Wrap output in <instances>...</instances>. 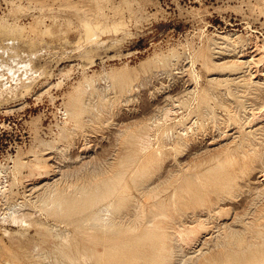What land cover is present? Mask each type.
<instances>
[{
  "label": "rangeland",
  "instance_id": "obj_1",
  "mask_svg": "<svg viewBox=\"0 0 264 264\" xmlns=\"http://www.w3.org/2000/svg\"><path fill=\"white\" fill-rule=\"evenodd\" d=\"M0 25L25 35L0 40V264H118L159 223L169 264H264V0H0ZM238 146L260 163L232 179Z\"/></svg>",
  "mask_w": 264,
  "mask_h": 264
},
{
  "label": "bare ground",
  "instance_id": "obj_2",
  "mask_svg": "<svg viewBox=\"0 0 264 264\" xmlns=\"http://www.w3.org/2000/svg\"><path fill=\"white\" fill-rule=\"evenodd\" d=\"M87 26V25H86ZM85 26V27H86ZM95 27V26H94ZM98 28V27H97ZM91 29H92V27L90 26V27H88L87 26V32H88V34H90V33H93L92 31H91ZM95 29H96V27H95ZM94 30V29H93ZM96 31L94 30V33H95ZM46 33V32H45ZM43 34V33H42ZM96 34V33H95ZM87 35V34H86ZM9 36H11V37H13L12 39L13 40H18V41H23L24 39H25V35H24V33H23V29H20V28H11L10 27V25L9 26H3V25H0V40L1 39H4L5 37L7 38V37H9ZM90 37V35H87V37ZM91 37H92V34H91ZM93 37H94V34H93ZM5 38V39H6ZM15 38V39H14ZM11 39V38H10ZM7 40H9V39H7ZM15 40V41H16ZM4 41V40H3ZM34 42V41H33ZM1 44V43H0ZM2 44H4V43H2ZM2 44H1V46H2ZM29 44H31V47H32V45L34 44V43H32L31 41H29ZM4 46H5V44H4ZM36 46V45H35ZM7 48V47H6ZM92 48V47H91ZM18 49V48H17ZM31 49V48H30ZM34 49V48H33ZM92 50V49H91ZM88 52V51H87ZM91 53H92V51H91ZM89 54V53H88ZM89 57V56H88ZM47 72V71H46ZM250 78V77H249ZM248 78V79H249ZM257 81V80H256ZM264 82V81H263ZM248 91V90H247ZM5 100V99H4ZM223 101V100H222ZM74 103H76V102H74ZM76 106H78V104L76 105ZM79 107V106H78ZM262 109V108H261ZM260 110V109H259ZM262 110H264V109H262ZM169 110H167V112H168ZM74 112H75V110H74ZM253 118V117H252ZM254 120V119H253ZM252 121V120H251ZM253 123V122H252ZM254 126H255V124H254ZM253 126V127H254ZM241 133V132H240ZM237 134V133H236ZM241 136V135H240ZM235 139H236V137H235ZM234 139V140H235ZM186 140H189V138L188 139H186ZM234 140H232L233 142H235ZM243 140V139H242ZM185 141V140H184ZM222 141V140H221ZM246 141H247V138H246ZM146 142V141H145ZM178 142V141H177ZM181 142V141H180ZM264 142V141H263ZM186 143V142H185ZM241 143H242V141H241ZM175 144V143H174ZM189 144V143H188ZM178 145V144H177ZM180 145V144H179ZM190 145V144H189ZM181 146H183L182 144H181ZM248 146V145H247ZM169 147V146H168ZM184 147V146H183ZM174 148V147H173ZM172 148V149H173ZM225 149H226V147H224ZM261 148H263V146L261 147ZM241 147L240 146H238L236 149H235V151H232V153H227V151H226V156H225V159H226V161L227 160H230V158H232V160L233 161H235V162H237V164H238V166H237V164H235V166H234V170L232 171V172H230V176H229V178H236V177H240V176H245V175H247V173L250 171V170H252V169H254L256 166H257V164H258V162L260 163V161H259V159H258V157H259V155H258V157H257V155H255V154H252L251 156H248V154H246V152L245 151H241ZM231 150V149H230ZM248 150V149H247ZM223 151V150H222ZM251 151V150H250ZM250 151H248V152H250ZM221 152V151H220ZM224 152V151H223ZM229 152H231V151H229ZM252 152V151H251ZM250 152V153H251ZM260 152V151H259ZM243 154V156H242V158L240 157V154ZM198 154V153H197ZM258 154V153H257ZM260 154V153H259ZM161 156H162V154H160ZM261 155V154H260ZM158 156V155H157ZM262 156H264V155H262ZM218 157V156H217ZM222 157V156H221ZM220 157V158H221ZM152 158H153V156H152ZM188 158V157H187ZM150 159V158H149ZM161 159V158H160ZM215 159H217L216 157H215ZM153 160V159H152ZM190 160V159H189ZM219 160V159H218ZM146 161H147V159H146ZM162 161V160H161ZM202 161V160H201ZM149 162V166H150V160L148 161ZM159 162V161H158ZM195 162V161H194ZM197 162H200L199 160H197ZM155 163V162H154ZM187 163V162H186ZM264 163V162H263ZM152 164H153V161H152ZM157 164V163H156ZM192 164H197V163H192ZM199 164V163H198ZM223 164V163H222ZM221 164V165H222ZM227 164H228V162H227ZM158 165V164H157ZM259 165V164H258ZM264 165V164H263ZM143 166V165H142ZM145 166H146V164H145ZM193 166V165H192ZM262 166V165H261ZM260 166V167H261ZM141 167V166H140ZM153 167H155L154 165H153ZM194 167V166H193ZM200 167H201V165H200ZM142 168V167H141ZM188 168V167H187ZM186 168V169H187ZM199 168V167H198ZM197 168V169H198ZM256 168H258V167H256ZM148 169H151V168H148ZM189 169V168H188ZM138 170V169H137ZM153 170V169H152ZM156 170H157V167H156ZM192 170H193V168H192ZM139 171V170H138ZM186 171H188V170H186ZM150 172H151V170H150ZM150 172L148 173V175L150 174ZM197 172V171H196ZM136 173V172H135ZM251 173V172H250ZM142 174L143 175H146L147 174V171H144V172H142ZM141 174V175H142ZM152 174H153V172H152ZM147 175V176H148ZM262 175V174H261ZM146 177V176H145ZM140 178V177H139ZM160 179V178H159ZM162 180V179H161ZM5 182V181H4ZM145 182V181H144ZM162 183V182H161ZM6 184V183H5ZM5 184L3 183V181L2 182H0V194H1V196L3 197V194H4V190H5V188L7 189V187H5ZM232 184V183H231ZM8 185V184H7ZM139 185H141V183L139 184ZM161 186V185H160ZM87 188V187H86ZM158 188V187H157ZM157 188H155V190H157ZM160 188V187H159ZM217 188V187H216ZM90 189V188H89ZM147 189V188H146ZM150 189V188H149ZM87 190V189H86ZM216 190V189H215ZM82 191H83V189H82ZM91 191V190H90ZM145 191H147V190H145ZM149 191H151V190H149ZM153 191H154V189H153ZM83 192H85V189H84V191ZM81 193V192H80ZM146 193V192H145ZM151 193V192H150ZM57 194V193H56ZM152 194V193H151ZM151 194H149V195H151ZM155 194V193H154ZM153 194V195H154ZM57 196H59V194L57 195ZM57 196H55V198L57 197ZM149 197V196H148ZM59 198H60V196H59ZM68 198V197H67ZM66 197H65V199H67ZM57 199H58V197H57ZM61 199V198H60ZM64 198H62V202L63 201H66L65 199L63 200ZM54 200V199H53ZM59 200V199H58ZM68 200V199H67ZM80 200V199H79ZM50 201V200H49ZM56 201V200H55ZM69 202H71L70 201V199L68 200ZM68 201H67V203H68ZM77 201V200H76ZM76 201H74V202H76ZM57 202V201H56ZM55 202V203H56ZM62 202H61V204H62ZM133 202V201H132ZM164 202V201H163ZM58 203H60V200L58 201ZM66 203V204H67ZM158 204V203H157ZM163 204V203H162ZM63 205L64 204H62L61 206L63 207ZM68 206L69 205H71V204H67ZM72 205L74 206V204L72 203ZM71 205V206H72ZM112 206H113V204H111ZM129 205V204H128ZM127 205V206H128ZM132 205L134 206V204L132 203ZM56 205H54V207H55ZM60 206V207H61ZM67 206V207H68ZM131 206V205H130ZM140 206V205H139ZM157 206V205H156ZM58 207H59V205H58ZM123 207V206H122ZM163 207V206H162ZM56 208V207H55ZM64 208V207H63ZM132 208V207H131ZM62 209V208H61ZM65 210L67 209V208H64ZM69 209V208H68ZM67 209V210H68ZM73 209V208H72ZM115 209V208H114ZM129 209H130V207H129ZM129 209L127 210L126 208H125V210H127V211H129ZM51 210V209H50ZM59 210V209H58ZM58 210H57V212H58ZM66 210V211H67ZM70 210V209H69ZM69 210H68V212H69ZM101 210V209H100ZM108 210V209H107ZM132 210V209H131ZM130 210V211H131ZM195 210V209H194ZM66 211H62L63 212V214L64 215H67V213L68 212H66ZM102 211V210H101ZM100 211V212H101ZM106 211V210H105ZM126 211V212H127ZM129 211V212H130ZM64 212H66V214L64 213ZM158 212V211H157ZM99 213V212H98ZM109 212L107 211V214H108ZM116 213H118V212H116ZM115 213V214H116ZM120 213V212H119ZM135 213V212H134ZM49 214H51V212L49 213ZM104 215H105V212L103 213ZM113 214H114V212H113ZM112 214V215H113ZM114 214V215H115ZM157 214V213H156ZM161 214H165L164 212H162V213H158V215H161ZM58 215V214H57ZM59 215H60V213H59ZM62 215V214H61ZM72 215V214H71ZM95 215H96V213H95ZM113 215V216H114ZM123 215V214H122ZM56 216V215H55ZM96 216H98V214L96 215ZM109 216H110V213H109ZM57 217H59V216H57ZM62 217H64L63 215H62ZM67 217V216H66ZM65 217V218H66ZM70 217V216H69ZM93 217H94V215H93ZM117 217V216H116ZM138 217V216H137ZM11 218L13 219L12 221H16L15 223H17L18 221H24V217H23V219L20 217V215L19 216H17L16 214H13L12 216H11ZM102 218V217H101ZM111 218V217H110ZM110 218H106V215H105V220L107 219V222H108V219H110ZM132 218H133V215H132ZM173 218V217H172ZM38 219V221H39V218H37ZM94 219H95V217H94ZM99 219V218H98ZM98 219H97V221H98ZM112 219H114V218H112ZM137 219V218H136ZM136 219H134V220H136ZM111 220V219H110ZM140 220V219H139ZM141 220H143V219H141ZM174 220V219H173ZM172 220V221H173ZM177 220V219H176ZM41 221V223L42 224H44L45 223V221H44V223L42 222L43 220H40ZM47 221V220H46ZM97 221H95V222H97ZM100 221V220H99ZM131 221H133V220H131ZM138 221V220H137ZM26 222H27V219H26ZM48 222V221H47ZM46 222V223H47ZM101 222H104V221H102L101 220ZM19 223V222H18ZM38 223V222H37ZM99 223V222H98ZM111 223V222H110ZM140 223V222H139ZM22 224V223H21ZM40 224V223H39ZM105 224V223H104ZM107 224V223H106ZM109 224V223H108ZM177 224V222L175 221V225ZM202 223H200V226H199V228H202V225H201ZM38 225V224H37ZM47 225V224H46ZM50 224H48L47 226H49ZM110 225H113L112 223L110 224ZM115 225H117V224H115ZM118 225H120L121 226V224H119L118 223ZM179 225V224H178ZM45 226V225H44ZM56 226V225H55ZM54 226V227H55ZM119 226V227H120ZM157 226H158V229L160 230V234H158V233H156V236H158V238H160L161 239V243H160V245H161V247L158 245V246H153V247H151L153 250L151 251V250H148V252L147 253H143L142 251H139L140 252V255H139V252H130V251H128V252H123V253H121V252H118L116 249H114V247L115 246H111V248H112V254H110V257H111V255L112 256H114V257H118L119 259H120V261L118 262V264H169V260H168V257L169 256H167V254L166 253H168V252H166V253H164V250H166L167 251V248L165 249H163L162 248V243H163V239H165V237H166V233H168L165 229H167V228H165L164 227V225H163V223H159V224H157ZM57 227V226H56ZM55 227V228H56ZM41 228V227H40ZM53 228V227H52ZM54 228V229H55ZM105 228H107V227H105ZM133 228V227H132ZM157 228V227H156ZM173 228H174V226H173ZM101 229H102V226H101ZM110 229H112L111 227H110ZM115 229V228H114ZM120 229H121V227H120ZM123 229V228H122ZM171 229H172V227H171ZM170 229V230H171ZM43 230V229H42ZM105 230V229H104ZM116 230V229H115ZM126 230V229H125ZM130 230V229H129ZM132 230V229H131ZM162 230H164L165 231V233L163 232H161ZM169 230V229H168ZM56 231V230H55ZM109 231V230H108ZM134 231V230H133ZM178 231V230H177ZM111 232H112V230H111ZM131 232V231H130ZM114 233H116V232H114ZM162 233V234H161ZM178 233V232H177ZM197 233H199V231H198V229H192L190 232H189V234H197ZM45 234V233H44ZM57 235V234H56ZM55 235V236H56ZM58 235H59V233H58ZM116 235V234H115ZM62 236V235H61ZM61 236H59L60 238H61ZM154 237H155V234H154ZM169 237V236H168ZM15 238V237H14ZM17 238V237H16ZM67 238H68V236H67ZM153 238V235H151L150 236V239H152ZM18 239V238H17ZM43 239V238H42ZM45 239V238H44ZM57 239V238H56ZM69 239V238H68ZM50 241L52 240V239H49ZM48 240V241H49ZM65 240H67L66 239V237H65ZM152 240H154V239H152ZM19 241V240H18ZM54 241H55V239H54ZM57 242V241H56ZM65 243H67V241H64ZM69 242V241H68ZM167 242H169V241H167ZM74 243V242H73ZM155 243H157V241L155 242ZM225 243V242H224ZM250 243V242H249ZM248 243V244H249ZM72 244V243H71ZM166 244V243H165ZM74 245V244H73ZM73 245H71V247L73 248V247H75V246H73ZM77 245V247H78V245L79 244H76ZM252 245V244H251ZM254 245V244H253ZM252 245V246H253ZM258 245H260L261 246V244H258ZM257 245V246H258ZM38 246V245H37ZM60 246V245H59ZM59 246H57V247H59ZM123 246H125L126 248H129V250H130V247H131V242H126ZM251 246V247H252ZM256 246V245H255ZM68 247V245L66 246V248ZM170 247V246H169ZM250 247H248V249H249ZM253 248V247H252ZM71 249V248H70ZM75 250H76V247L74 248ZM91 249V248H90ZM245 249V248H244ZM64 250V249H63ZM74 250V251H75ZM78 250H79V247H78ZM86 250V249H85ZM170 250V249H169ZM172 250V249H171ZM171 250H170V252H171ZM250 250V249H249ZM58 251V250H57ZM80 251H81V249H80ZM79 251V252H80ZM91 251V250H90ZM244 252V250H238V252L240 253H243ZM247 251V250H246ZM73 252V251H72ZM82 252V251H81ZM237 252V253H238ZM86 253V252H85ZM96 253L97 252H95L94 254L92 253L91 254V252H90V254L91 255H95L96 256ZM163 253H164V256H163ZM172 253V252H171ZM62 254H63V252H62ZM74 254V253H73ZM78 254V253H77ZM77 254H75V255H77ZM87 254H88V252H87ZM169 254V253H168ZM67 255V254H66ZM81 254H79V256H80ZM37 256H39V255H37ZM78 256V255H77ZM173 256V255H172ZM40 257V256H39ZM59 257H61V256H59ZM67 257H69V256H67ZM83 257H85V256H83ZM92 257V256H91ZM97 257V256H96ZM71 257H69L68 258V260L70 259ZM38 259V258H37ZM40 259V258H39ZM58 259V258H57ZM83 259V258H82ZM93 259V258H92ZM95 259V258H94ZM84 261H86V259H83ZM88 260V259H87ZM96 260V259H95ZM57 261V260H56ZM62 261V260H61ZM94 261V260H93ZM99 261V260H98ZM63 262V261H62ZM70 262H71V260H70ZM73 262V264H75L74 263V261H72ZM78 262V261H77ZM88 262V261H87ZM87 262H84V263H86L87 264ZM96 262V261H95ZM172 262V261H171ZM40 263V262H39ZM51 263H53V262H51ZM67 263V262H66ZM41 264V263H40ZM50 264V263H49ZM55 264V263H54ZM60 264V263H59ZM62 264V263H61ZM68 264V263H67ZM77 264H79V263H77ZM90 264V263H89ZM97 264V263H96ZM99 264H101L100 263V261H99ZM205 264V263H204Z\"/></svg>",
  "mask_w": 264,
  "mask_h": 264
}]
</instances>
